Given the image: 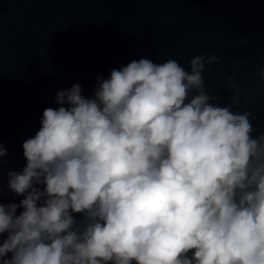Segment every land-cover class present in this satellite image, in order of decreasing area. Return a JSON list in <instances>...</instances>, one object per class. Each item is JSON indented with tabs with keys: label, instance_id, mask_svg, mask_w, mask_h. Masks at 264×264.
<instances>
[{
	"label": "clouds",
	"instance_id": "1",
	"mask_svg": "<svg viewBox=\"0 0 264 264\" xmlns=\"http://www.w3.org/2000/svg\"><path fill=\"white\" fill-rule=\"evenodd\" d=\"M219 60L140 58L90 98L58 90L7 172L23 198L0 199V264H264V131L233 111L232 76L228 104L206 89Z\"/></svg>",
	"mask_w": 264,
	"mask_h": 264
},
{
	"label": "water",
	"instance_id": "2",
	"mask_svg": "<svg viewBox=\"0 0 264 264\" xmlns=\"http://www.w3.org/2000/svg\"><path fill=\"white\" fill-rule=\"evenodd\" d=\"M200 54L220 58L203 73L206 89L224 106L232 76L241 101L233 111H250L264 127V0H0V142L8 153L0 199L23 198L8 190L7 172L25 166L22 144L44 109L57 107L58 90L78 82L90 98L97 77L132 60L173 58L188 69Z\"/></svg>",
	"mask_w": 264,
	"mask_h": 264
},
{
	"label": "trees",
	"instance_id": "3",
	"mask_svg": "<svg viewBox=\"0 0 264 264\" xmlns=\"http://www.w3.org/2000/svg\"><path fill=\"white\" fill-rule=\"evenodd\" d=\"M253 125L256 130L254 134H258L260 131H264V127L262 126V124L255 118L253 119Z\"/></svg>",
	"mask_w": 264,
	"mask_h": 264
}]
</instances>
